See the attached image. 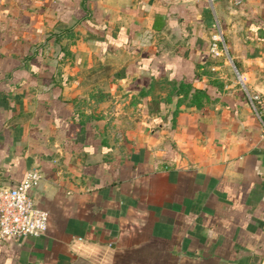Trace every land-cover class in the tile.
I'll return each instance as SVG.
<instances>
[{
	"label": "crops",
	"instance_id": "obj_1",
	"mask_svg": "<svg viewBox=\"0 0 264 264\" xmlns=\"http://www.w3.org/2000/svg\"><path fill=\"white\" fill-rule=\"evenodd\" d=\"M254 91L264 0H0V185L48 213L0 264H264Z\"/></svg>",
	"mask_w": 264,
	"mask_h": 264
},
{
	"label": "built area",
	"instance_id": "obj_2",
	"mask_svg": "<svg viewBox=\"0 0 264 264\" xmlns=\"http://www.w3.org/2000/svg\"><path fill=\"white\" fill-rule=\"evenodd\" d=\"M220 33L213 36L208 46V52L218 57L226 52L225 47L219 46ZM246 99L253 109L261 128L259 137L264 139V100L257 92H246ZM40 179L37 169L26 173L23 180L15 187L0 185V242L9 237L39 236L47 229L48 213L37 208L28 191Z\"/></svg>",
	"mask_w": 264,
	"mask_h": 264
},
{
	"label": "trees",
	"instance_id": "obj_3",
	"mask_svg": "<svg viewBox=\"0 0 264 264\" xmlns=\"http://www.w3.org/2000/svg\"><path fill=\"white\" fill-rule=\"evenodd\" d=\"M190 88L189 85H185L184 83L182 85L178 86L177 92H181L183 94V96H186L187 94V90ZM206 88L204 87L203 84H200L199 87H195L194 88V92L192 94V102H194L196 105H199V97H201L204 94V89Z\"/></svg>",
	"mask_w": 264,
	"mask_h": 264
},
{
	"label": "rangeland",
	"instance_id": "obj_4",
	"mask_svg": "<svg viewBox=\"0 0 264 264\" xmlns=\"http://www.w3.org/2000/svg\"><path fill=\"white\" fill-rule=\"evenodd\" d=\"M230 73H231L232 77H234V79H238L239 81L241 80L240 77H239L240 75H238V74L234 71L233 68H230Z\"/></svg>",
	"mask_w": 264,
	"mask_h": 264
}]
</instances>
